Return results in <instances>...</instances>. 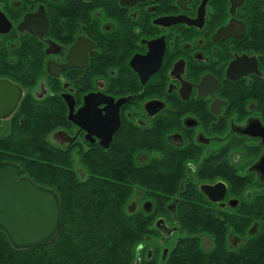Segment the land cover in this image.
<instances>
[{
    "label": "flooded vegetation",
    "instance_id": "flooded-vegetation-1",
    "mask_svg": "<svg viewBox=\"0 0 264 264\" xmlns=\"http://www.w3.org/2000/svg\"><path fill=\"white\" fill-rule=\"evenodd\" d=\"M23 147L17 178L128 192L133 264H264V0H0V150Z\"/></svg>",
    "mask_w": 264,
    "mask_h": 264
},
{
    "label": "trees",
    "instance_id": "trees-1",
    "mask_svg": "<svg viewBox=\"0 0 264 264\" xmlns=\"http://www.w3.org/2000/svg\"><path fill=\"white\" fill-rule=\"evenodd\" d=\"M16 154L39 159L35 150L23 147L0 150V161L16 160ZM32 163L29 162V165ZM29 167L41 169V175L50 178L49 185L58 194L61 209L58 230L50 243L22 251L13 249L0 230V264H133L139 241L136 214L125 210L123 205L128 198L127 194H121L126 190L119 187V183L110 180L99 182L94 191L111 188L116 192L106 201L104 196H95L93 192L85 194H90L91 198H82L80 192L89 189L86 181H78L71 174H63L60 179L53 178L59 171L43 162ZM29 177L35 181L32 174ZM100 198L101 202L98 201ZM91 203L93 207L97 203V209L90 210ZM83 206H88V209L84 210ZM74 208H77L76 212ZM144 233L147 236L151 234L149 230H144ZM237 262L235 260L234 264ZM243 264H249V260L243 261Z\"/></svg>",
    "mask_w": 264,
    "mask_h": 264
},
{
    "label": "water",
    "instance_id": "water-1",
    "mask_svg": "<svg viewBox=\"0 0 264 264\" xmlns=\"http://www.w3.org/2000/svg\"><path fill=\"white\" fill-rule=\"evenodd\" d=\"M19 170L12 163L0 164V230L13 249L22 251L55 238L61 209L54 190L36 186L28 178H17Z\"/></svg>",
    "mask_w": 264,
    "mask_h": 264
},
{
    "label": "rangeland",
    "instance_id": "rangeland-1",
    "mask_svg": "<svg viewBox=\"0 0 264 264\" xmlns=\"http://www.w3.org/2000/svg\"><path fill=\"white\" fill-rule=\"evenodd\" d=\"M32 175H33V178L36 180V181H38V182H41V183H44L45 185H48V186H50L49 185V181L50 180H48V178L47 177H43L42 175H41V171H40V169L38 168V167H35V171H34V173H32ZM53 178H57V176L55 177V176H53ZM61 178H63V177H61ZM50 179V178H49ZM67 179V178H66ZM60 181V180H59ZM51 187V186H50ZM52 188V187H51ZM54 189V188H53ZM94 187H92V188H89L88 189V191H83V192H80V194L79 195H81L80 197H82V198H91V196H90V194H88V196H86L85 194L86 193H89V192H94ZM93 190V191H92ZM100 193H103V194H100ZM100 196L101 197H103L104 196V201H106L107 200V198H110L111 197V194H113V193H116V192H114L111 188H108V190L106 191V190H102V191H100ZM97 193H95L94 195L95 196H97L96 195ZM99 196V195H98ZM126 197L128 198L126 201H125V204L123 205L124 206V208H125V206H126V204L130 201V197H129V194L127 193V195H126ZM99 202H101V198L98 200ZM87 202V201H86ZM85 202H82V204H84ZM86 204H88V203H86ZM96 207H93V203H91V205L89 206V208H90V210H95V209H97V203H96V205H95ZM83 209L84 210H87L88 209V206L87 207H85L84 208V206H83ZM76 210H77V208H74L73 209V211H75L76 212ZM137 221V220H136ZM135 226H136V224H135ZM137 228V227H136ZM137 230H138V228H137ZM142 231H139L138 230V233H139V240H144V239H147V240H150L151 238H148L147 236H146V234L144 233V229H141ZM166 236V235H165ZM164 236V237H165ZM158 238V237H157ZM157 238H153V240H156ZM175 238L176 237H174V239L173 240H175ZM151 242H153L152 240L149 242V247H151L152 245H151ZM238 254H246V251L245 250H243V251H239L238 252ZM237 260H239V262H237V264H242V261H245L246 260V257H244L243 259H237Z\"/></svg>",
    "mask_w": 264,
    "mask_h": 264
}]
</instances>
